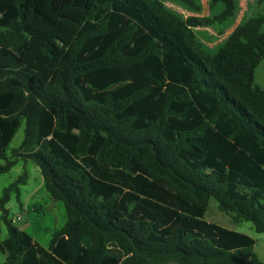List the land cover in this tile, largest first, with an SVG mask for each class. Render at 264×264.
<instances>
[{
	"label": "trees",
	"instance_id": "obj_1",
	"mask_svg": "<svg viewBox=\"0 0 264 264\" xmlns=\"http://www.w3.org/2000/svg\"><path fill=\"white\" fill-rule=\"evenodd\" d=\"M210 8L0 0V176L33 161L67 214L48 247L14 224L25 168L0 198L2 264H264L253 236L205 219L215 198L264 234V14L211 52L194 28L238 4Z\"/></svg>",
	"mask_w": 264,
	"mask_h": 264
},
{
	"label": "rangeland",
	"instance_id": "obj_2",
	"mask_svg": "<svg viewBox=\"0 0 264 264\" xmlns=\"http://www.w3.org/2000/svg\"><path fill=\"white\" fill-rule=\"evenodd\" d=\"M165 6L176 13L181 18H187L192 15L200 17H211L214 10L210 8L211 0H197L201 6L196 11L178 0H163ZM240 6L236 18H230L224 23L226 31H230L234 23H241L245 17L259 16L264 14V0H239ZM216 13V11H215ZM237 21V22H235ZM222 25H212L195 27L198 38L203 42L205 47L211 52L216 51L227 39ZM264 30V26H263ZM255 82L264 88V60L258 65L255 71ZM24 125L18 130L7 156L10 157L12 149L20 147L24 138ZM28 170L29 177L24 185H21V201L22 205L17 201L15 194L12 195L7 204L10 212V219L14 224L30 233L34 239L44 247H48L52 239L53 233L61 229L66 221L67 214L62 201H55L44 186V180L40 168L33 162L27 163L20 161L9 172L0 176V198L3 190L14 182L24 171ZM1 214V213H0ZM205 219L222 225L226 228L234 229L247 233L258 239L260 245L264 244V234L257 233L253 229V225L247 221L235 222L232 217L218 208V202L215 198H211ZM8 236V229L4 221L0 222V242ZM5 261V255L0 251V264Z\"/></svg>",
	"mask_w": 264,
	"mask_h": 264
},
{
	"label": "crops",
	"instance_id": "obj_3",
	"mask_svg": "<svg viewBox=\"0 0 264 264\" xmlns=\"http://www.w3.org/2000/svg\"><path fill=\"white\" fill-rule=\"evenodd\" d=\"M237 4H238V8H237L236 14L238 15V10H239V6H240L239 0H237ZM236 14L233 17L234 19L236 18ZM246 18H247V16L245 17V19ZM245 19H242L241 23ZM235 22H237V21H235ZM241 23H238V22L237 23H234V25H233V27H231L230 31H226L227 29H225V27L223 26L224 24H222L221 27H223V30H225V32H226L225 35H228V38H229L232 35V33L234 32V30L237 28V26H239ZM254 250H255L256 254L258 255V257L264 262V244L263 245H260L258 239H257V242L255 244Z\"/></svg>",
	"mask_w": 264,
	"mask_h": 264
}]
</instances>
